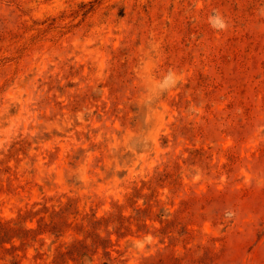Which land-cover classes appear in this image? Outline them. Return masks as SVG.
I'll list each match as a JSON object with an SVG mask.
<instances>
[{
    "label": "rangeland",
    "instance_id": "rangeland-1",
    "mask_svg": "<svg viewBox=\"0 0 264 264\" xmlns=\"http://www.w3.org/2000/svg\"><path fill=\"white\" fill-rule=\"evenodd\" d=\"M0 264H264V0H0Z\"/></svg>",
    "mask_w": 264,
    "mask_h": 264
}]
</instances>
